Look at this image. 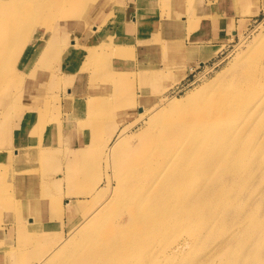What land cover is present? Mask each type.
Wrapping results in <instances>:
<instances>
[{
    "label": "rangeland",
    "instance_id": "obj_1",
    "mask_svg": "<svg viewBox=\"0 0 264 264\" xmlns=\"http://www.w3.org/2000/svg\"><path fill=\"white\" fill-rule=\"evenodd\" d=\"M90 3L84 26L75 21L66 27L60 21L54 24L60 37L51 73L49 77L45 73L35 76L33 84L28 85L27 101L9 103L7 109H3L0 101V248L17 247L27 241L21 227L11 230L9 220L16 215L19 205L28 203L32 206L28 213H42L51 233L60 231L61 237L67 239L68 228L75 229L71 238L78 236L79 227L87 238L96 229L120 228V240L127 247H121L115 258L96 260L93 264H264V235L248 243L254 236L264 234L261 223L264 208L260 203L264 199V103L252 126L242 131L238 128L240 116L249 103L264 102V84L245 88L243 99L235 106L239 112L223 120L232 130L224 135L228 144L221 146L224 152L220 153L225 159L219 158L216 150V157L208 160L211 174L202 176L199 170L197 175L194 172L193 164L197 162L199 167L204 146L196 147L194 158L190 157L192 151L186 155L184 169L173 166L171 170L154 164L155 173L158 169L164 174L183 171L186 178L174 192H170L168 185L162 187V195L151 188L142 191L150 183L134 182L135 199L142 203L138 213L122 198L105 210L100 206L107 199L106 176L111 172L102 151L108 133L103 128L97 129L96 106L86 109L90 118L87 129L74 127L57 134L69 115H74L76 109L80 111L78 101L87 107L95 96L111 100L112 91H116V95L133 101V114H138L140 108L157 105L165 113H183L182 119L168 126L177 137L187 139L184 141L200 138L205 131L213 135L211 125L200 124L199 116L190 118L188 114L192 115L197 101L220 99L221 93H228L221 91L222 84L250 55L264 53V0H91ZM41 32L26 40L20 53L22 45L12 47L5 58L7 67L23 56L33 40L46 44L47 37ZM191 49L196 52L186 56L185 52ZM201 55L205 58L201 59ZM258 69L255 66L254 71ZM10 70L3 71L5 81L11 77ZM100 72L109 73L108 84L94 79ZM54 75L56 83L51 86ZM144 76L148 79L142 83ZM15 87L18 84L3 82L0 100ZM103 89L106 91L101 92ZM28 106L38 108L44 128L42 132L39 129L38 140L31 148L38 156L33 159L26 155L17 160L16 153L7 151L8 142L11 138L26 141L27 136L16 135L10 126L29 111ZM87 110H91V115ZM127 122H121L118 131ZM142 127L143 123H138L128 131L129 136L137 135L127 138L123 151L141 145L138 136ZM57 138L60 140L55 144ZM81 142L87 143L84 152L79 147ZM240 163L245 164L243 169L238 166ZM225 171L231 173L227 178L220 174ZM223 185L229 191L234 187L242 190L239 195L233 191L228 194L232 203L238 202L243 208L235 213L241 217L240 221L230 225L224 223L226 213L219 210L209 209L212 220L203 221L202 212L207 209L199 204V196L196 214L192 198L178 193L183 187L214 189ZM204 193L208 198L207 191L195 192ZM68 199L74 208L65 212L61 207ZM249 229L251 237L245 240ZM193 230H198L197 243L188 241L179 253H172L174 248L169 250L178 241L193 240ZM233 235L238 240L228 242ZM160 249L167 252L160 253Z\"/></svg>",
    "mask_w": 264,
    "mask_h": 264
},
{
    "label": "bare ground",
    "instance_id": "obj_2",
    "mask_svg": "<svg viewBox=\"0 0 264 264\" xmlns=\"http://www.w3.org/2000/svg\"><path fill=\"white\" fill-rule=\"evenodd\" d=\"M90 2L91 0H0V86L3 82L18 84V87L10 88L4 100H0L3 103V109L5 107L7 109L9 103L23 101V99L27 101V97L29 96L28 85L33 84L35 76L40 73H45L48 76L51 73V61L56 58L60 37L58 28H55L54 24L60 21L66 27L71 26L70 22L75 21V23L84 26L87 20L85 18L88 14L87 7L92 4ZM61 8H67V11H61ZM66 22L69 23L67 24ZM39 31H42L46 35V44L42 41L33 40L30 47L22 53L23 56L17 59L12 67H7L5 58H7V53L12 47L17 45V43L22 45L18 50V53H20L25 41L32 39L35 33ZM85 37L87 39V33ZM30 50L31 55L29 53ZM194 51L193 49L188 50L185 52V55H192ZM200 58L204 59L205 57L201 55ZM255 66L261 70L254 71ZM7 68L12 69L10 70L11 77L5 81L3 79V71H6ZM54 78H56V75L53 77L51 86H54L56 83ZM141 78L142 83L146 82V78L148 79L147 76ZM94 79H99L102 82L106 81L105 84H108L111 76L108 72H100L96 74ZM260 83L264 84V53L250 55L246 63L241 64L236 73L231 75L222 84L221 91L224 90L228 93H221L220 99L217 97L213 100H199L195 103L192 115L188 114V117H192L193 115L199 116L200 124L212 126L214 130L213 135L205 131L199 135L200 138L184 141L187 139L177 137L175 132L168 126L169 124L174 125L182 119L184 117L183 113H165L162 107L157 105L156 107L140 108L139 113L137 112L138 114H133V101L131 102L130 98H123L122 95H116V91H112L114 96L111 100L95 96L90 103L87 102L88 108L84 102L78 101L77 106L80 108V111L76 109L74 115H69L65 125H61L60 128L58 127L57 134L59 136L63 131L69 132L74 127L87 129V121L90 118L87 117L86 109H94L96 106L99 110L96 120L98 121L97 129L103 128L108 133L102 151L103 157L106 158L107 167H109L111 172L106 176L105 188L108 191L107 199L101 202L100 206L105 210L114 204L116 200L122 198L123 202L128 204L133 212L138 213V210L142 207V203L140 200L136 201L135 199L137 192L132 186L134 182L143 181L145 184L150 183V186L142 191L148 192L151 188L154 193L162 195L164 191L162 187L168 185L170 192H174L183 178H186V173L183 171L179 173L173 171L164 174L163 171L158 169L155 173L154 164H162L171 170L173 166L184 169L187 160L186 155L192 151L190 154L192 159L197 152L196 147L204 146L203 151H201L203 157L200 159L199 167L197 166V162H195L193 168L195 175L198 174L197 170H199L202 176L211 174L208 170L211 167L208 160L216 157V150L219 151V158L225 159L220 153L224 152L221 146L228 144L224 139V135L232 130V126L223 120H228L235 112H239L235 106L243 99L246 92L245 88L257 87ZM105 91L103 89L101 92ZM192 101L194 99H191ZM263 103L262 100L254 105L249 103V106L240 116L238 124L240 131L244 127L248 128L254 124L263 111ZM90 104H93V106H90ZM174 106L173 103L172 107ZM27 110L29 111L23 113L19 120L17 119L18 122L15 121L10 126L12 131L17 132L16 135L27 136L26 141L11 138L8 142L7 151L11 150L14 154L16 153L15 157L17 160L25 158L26 155L32 156L33 159L38 156L37 153L31 152V148L38 137L37 133L39 129L42 132L44 128L42 123H40L41 113L38 108L28 106ZM90 112L91 110H87L88 114ZM123 121L128 122L118 131L119 124ZM138 123H143V131L138 136L142 141L141 145L135 150L130 148L128 151H123V149H126L127 138L137 135L132 134L129 136L128 131ZM59 140L57 138L54 143L57 144ZM86 145L87 143L84 142H81L79 145V147L82 146V152L85 151L84 146ZM55 149L59 151V148L55 147ZM38 159H41V155ZM238 166L243 169L245 164L240 163ZM220 174L224 178H227L231 173L225 171ZM196 183L195 181L193 184ZM222 183L225 182L222 181ZM215 186L216 183H214L213 187ZM204 191L209 192L208 198L205 196V193L203 195L195 194V192L201 193ZM230 191L238 195L242 193V190L237 187H234ZM230 191L224 185L214 189L202 186H190L180 188L178 193L182 197L192 198L193 210L196 214L197 207L195 206L200 198L199 204L206 206L207 209V212H202L203 221L205 219L212 220L209 209L219 210L226 213V217L223 218L224 223L230 225L231 223L240 221L241 217L238 218L235 216V213L238 209H243L238 202L235 201L239 206L229 200L228 194ZM188 192H190V195L186 194ZM82 196L86 197L85 194ZM146 200L147 196L145 197ZM260 203L264 208V199ZM152 206L155 209V202L152 203ZM29 208L32 209V206L28 203L19 205L16 208L18 212L16 215L11 216L9 220L11 230L21 227L23 236L26 237L27 241L17 247L11 245L4 247V249L1 247L0 264H93L96 260L113 259L121 247H127V244H122L120 240V228L108 227L103 230L96 229L89 238H87L86 232L80 230L81 227H79L78 236L71 238L70 236L75 229L68 228V232H70L68 239L64 235L61 237L60 231L58 234H54L56 236L53 237L54 235L51 233L48 221L42 218L43 214L39 215L36 212L28 213L27 210ZM61 208L65 212L71 211L74 208V204L68 199L66 205H63ZM61 208H59L60 214L62 213ZM203 209L205 207H202ZM35 213L36 217L33 216ZM23 221L26 222L24 223ZM261 223L264 227V220ZM197 227L198 230L201 229V227ZM198 230H193V240L183 239L178 241L174 246H169V250L174 248L171 252L179 253L188 245V241L189 243H197ZM251 233L252 229H249L245 240L251 237ZM263 235L261 233V235L254 236L248 243ZM236 240H238L237 237L233 235L229 238L228 242ZM163 252L166 253L167 249H160V253Z\"/></svg>",
    "mask_w": 264,
    "mask_h": 264
}]
</instances>
